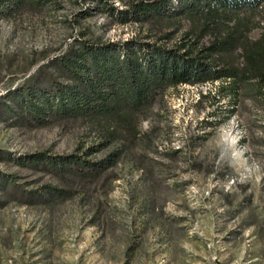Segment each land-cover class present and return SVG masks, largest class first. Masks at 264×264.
<instances>
[{"label":"rangeland","instance_id":"374dc122","mask_svg":"<svg viewBox=\"0 0 264 264\" xmlns=\"http://www.w3.org/2000/svg\"><path fill=\"white\" fill-rule=\"evenodd\" d=\"M82 6L0 11V96L81 30L106 40L140 28L103 12L75 23ZM219 84L170 87L143 112L139 136L108 145L98 122L38 125L0 112V264H264V94L250 84L233 100ZM121 147L100 175L25 160L39 151L101 159ZM46 184L65 194L26 197Z\"/></svg>","mask_w":264,"mask_h":264},{"label":"trees","instance_id":"16d2710c","mask_svg":"<svg viewBox=\"0 0 264 264\" xmlns=\"http://www.w3.org/2000/svg\"><path fill=\"white\" fill-rule=\"evenodd\" d=\"M53 1L0 0V11L7 15ZM82 2L71 18L75 23L103 12L113 21L140 28L126 38L106 40L87 37L81 30L64 50L0 96L1 113L38 125L68 117L98 122L105 135L100 143L108 145L120 137L139 136L143 112L170 87L219 81V91L233 100L250 84L264 94V0ZM121 150L101 159L39 151L25 160L60 174L100 175L120 158ZM17 186L12 183L14 190ZM41 188L27 191L26 197L48 200L66 191L53 184Z\"/></svg>","mask_w":264,"mask_h":264}]
</instances>
